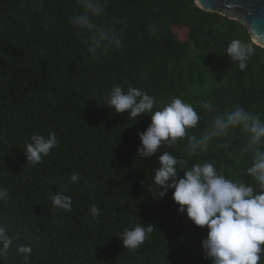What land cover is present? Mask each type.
Returning <instances> with one entry per match:
<instances>
[{
    "label": "trees",
    "instance_id": "1",
    "mask_svg": "<svg viewBox=\"0 0 264 264\" xmlns=\"http://www.w3.org/2000/svg\"><path fill=\"white\" fill-rule=\"evenodd\" d=\"M104 8L93 23L109 35L115 28L121 45L93 58L89 32L71 23L82 11L78 0H0V187L9 192L0 201V226L14 239L0 264H24L19 245L31 247L28 264H210L201 246L206 228L177 211L171 189L159 198L152 183L160 153L182 155L186 140L142 159L138 133L150 114L135 121L102 100L113 85L146 91L154 111L179 96L201 115L189 130L198 134L213 115L202 101L216 111H264V48L241 22L194 0H107ZM172 26L187 27V38L177 39ZM232 39L254 44L244 71L225 53ZM49 132L58 146L28 163L25 143ZM221 143L190 163L212 162L228 178L250 182L241 175L250 161L236 163L242 138L233 137L228 150ZM56 194L71 197V211L53 207ZM149 223L154 230L137 250L123 248L125 229Z\"/></svg>",
    "mask_w": 264,
    "mask_h": 264
},
{
    "label": "clouds",
    "instance_id": "2",
    "mask_svg": "<svg viewBox=\"0 0 264 264\" xmlns=\"http://www.w3.org/2000/svg\"><path fill=\"white\" fill-rule=\"evenodd\" d=\"M78 3L82 11L71 17V23L78 32H89L87 50L90 55L98 58L113 47L119 48L121 39L115 28L109 35L93 23V18L104 15L107 0H78ZM225 53L236 62L240 71H244L255 54V47L252 42L232 39ZM102 101L117 114L127 112L128 118L130 116L135 121L150 114L149 125L138 133L137 153L142 159L151 158L160 152L161 147H173L180 140H186L182 155L168 151L160 153L152 183L158 188L157 197L163 198L171 189L177 211L186 214L195 226L206 228L207 235L201 246L210 264H261L264 261V111L254 113L243 105L216 111L212 101L205 100L201 102V109L213 115L203 128L196 131L198 134H189V130L198 128L201 115L179 96L171 97L163 108L154 111L155 100L146 91L135 87L125 91L120 85H113ZM235 136L242 138L240 159L236 163L250 161L241 174L250 178V182L228 178L212 162L190 163L215 140H223L219 146L230 149ZM58 144L55 132H49L47 138L33 135L31 142L25 143L27 162L39 164ZM178 170H183L182 175ZM70 179L78 182L79 175L73 173ZM8 196V189L0 187V201H5ZM52 204L64 211L72 209V199L67 195H54ZM99 211L95 205L90 209L93 218ZM153 230L151 223L147 227L137 224L125 229L118 237L123 248L133 252ZM13 244V237L0 226V259ZM17 252L22 255L24 264H28L31 247L19 245Z\"/></svg>",
    "mask_w": 264,
    "mask_h": 264
},
{
    "label": "water",
    "instance_id": "3",
    "mask_svg": "<svg viewBox=\"0 0 264 264\" xmlns=\"http://www.w3.org/2000/svg\"><path fill=\"white\" fill-rule=\"evenodd\" d=\"M194 3L202 10L241 22L251 41L260 47L264 45V0H194Z\"/></svg>",
    "mask_w": 264,
    "mask_h": 264
},
{
    "label": "rangeland",
    "instance_id": "4",
    "mask_svg": "<svg viewBox=\"0 0 264 264\" xmlns=\"http://www.w3.org/2000/svg\"><path fill=\"white\" fill-rule=\"evenodd\" d=\"M172 31L175 33L177 39L181 41L187 38L188 29L185 26H172Z\"/></svg>",
    "mask_w": 264,
    "mask_h": 264
}]
</instances>
